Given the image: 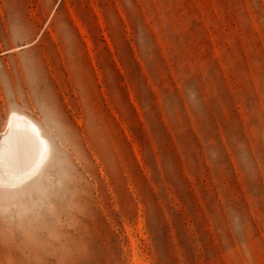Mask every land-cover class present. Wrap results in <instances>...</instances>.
<instances>
[{"label":"rangeland","instance_id":"rangeland-1","mask_svg":"<svg viewBox=\"0 0 264 264\" xmlns=\"http://www.w3.org/2000/svg\"><path fill=\"white\" fill-rule=\"evenodd\" d=\"M11 112L51 154L0 264H264V0H0Z\"/></svg>","mask_w":264,"mask_h":264},{"label":"bare ground","instance_id":"bare-ground-1","mask_svg":"<svg viewBox=\"0 0 264 264\" xmlns=\"http://www.w3.org/2000/svg\"><path fill=\"white\" fill-rule=\"evenodd\" d=\"M50 154V143L40 127L26 115L9 113L0 132V192H23L40 180Z\"/></svg>","mask_w":264,"mask_h":264}]
</instances>
